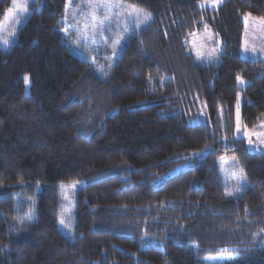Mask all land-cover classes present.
Returning <instances> with one entry per match:
<instances>
[{
	"label": "trees",
	"instance_id": "trees-1",
	"mask_svg": "<svg viewBox=\"0 0 264 264\" xmlns=\"http://www.w3.org/2000/svg\"><path fill=\"white\" fill-rule=\"evenodd\" d=\"M127 1L153 20L100 71L91 43L63 41L66 0H38L0 47V264H264V151L234 140L240 96L244 125L264 122V59L241 55L244 16L264 17V0ZM205 26L224 41L215 64L187 43ZM222 156L251 182L239 197L225 195ZM78 180L68 236L62 184Z\"/></svg>",
	"mask_w": 264,
	"mask_h": 264
},
{
	"label": "snow or ice",
	"instance_id": "snow-or-ice-1",
	"mask_svg": "<svg viewBox=\"0 0 264 264\" xmlns=\"http://www.w3.org/2000/svg\"><path fill=\"white\" fill-rule=\"evenodd\" d=\"M13 7L7 9V14L5 16V21L14 19L19 21L21 17L28 13L29 2L30 0H12ZM223 0H205V4L212 6L215 8L217 5L222 3ZM129 7L132 8V11H129ZM69 9H71L69 13ZM141 16L143 17L141 19ZM79 17V18H78ZM135 18V31H139L141 29V25L148 26V21L151 20V13H142L140 10L136 8L134 5H127L124 0H66V8L65 15L63 17V22L65 23V28L61 31L64 32L65 37L68 36L69 32L74 30L76 39L72 41L76 46H80L82 43L84 45H88L91 43L92 47L89 51L99 52L102 47H107L109 40H111V44L115 46H119L120 40L116 38H112V36L105 35V32H112L113 25L119 29L123 26L124 32L127 33L129 29V19ZM251 17V13H247L244 16L246 34L249 25V18ZM71 21V23H69ZM5 25L0 23V31L3 30ZM253 27L257 30H264V17L255 18L253 21ZM15 30H11L8 32V36H14ZM115 36H119L120 33H114ZM195 35V34H193ZM215 33H211L208 31L207 26H205V34L203 37L196 38L191 42L192 50L196 51L197 59L207 58L209 61H215L222 54V47H220L221 42L216 39ZM99 38V39H98ZM197 39L202 42L199 45V49L196 48ZM0 40L3 41L5 45L9 44L8 38L0 35ZM211 45H216L215 47H211ZM204 49H207L205 51ZM243 50L245 53L256 52V48H249L247 40H245L243 44ZM264 51V49H261ZM117 54L116 48L113 49L112 55L115 56ZM91 63L96 66L97 71H100L101 66L96 64V56L93 54L91 57ZM109 67H111L109 65ZM103 75H107V73H103ZM25 84L29 83V77L26 74L24 76ZM237 80L239 83L244 84L245 81L242 77L237 76ZM264 127V122L261 124ZM246 126L241 125L240 120V105L239 100L236 105V132L237 136L235 139H240L241 135L246 136L248 138V144L253 145L255 136L257 140H259L260 144H264V132H255V131H245ZM264 151V150H262ZM194 155L199 156L200 153H195ZM223 161V157L220 158ZM233 164L235 165V158H233ZM221 173H223L225 177V195L230 198H235L238 193H242L245 189L250 186L247 184L246 173L244 169L241 167L239 170L233 168L232 170H227L221 167ZM228 179H235L237 181V187L235 190H228L227 181ZM67 199V197H65ZM34 209H29L27 213L24 214L23 217H17L18 221L23 223L25 220L33 219ZM71 216V209L64 208L60 223L62 225H66L65 217ZM261 233H264V229H261ZM260 233H257L259 235ZM198 247V245H196ZM222 251L226 252L227 249H223Z\"/></svg>",
	"mask_w": 264,
	"mask_h": 264
},
{
	"label": "rangeland",
	"instance_id": "rangeland-1",
	"mask_svg": "<svg viewBox=\"0 0 264 264\" xmlns=\"http://www.w3.org/2000/svg\"><path fill=\"white\" fill-rule=\"evenodd\" d=\"M37 2H38V0H30L29 5H28V8H29L28 13H25V15L23 17H21L19 21H16V20L11 19V18L9 20L5 21V17H4V19L2 20L1 23H3L5 25V27L3 28L2 31H0V35L8 38L9 44L5 45L3 43V41L0 40V47L2 49H4L7 52L12 49L14 44L17 42L19 31H20L21 27L25 24V22L30 17V15H31V13L33 11V7L37 6ZM124 2L127 5L136 6V8L138 10H140L142 13H151V20L148 21V26L150 25V23L152 22L153 17H154L153 12L151 10L146 9L144 7H141V6H139V5L135 4V3L129 2L127 0H124ZM200 5L201 6H210V5L205 4V0H202L200 2ZM219 5H217L216 7H218ZM11 7H13V3H12ZM128 10L132 11V8L129 7ZM70 11H71V9H69V13H70ZM142 18L143 17L141 16V19ZM255 18H258V17H254V16L251 15V17L249 18V25H248V29H247V34L245 33L244 42H245V40H247L249 48L251 49L252 47H255L256 48V52L253 53V52L249 51L248 53H245L244 50H242V54L241 55L243 57L250 56V57H254V58H262V59H264V51H261V49H264V30H257V29H255L253 27V21L255 20ZM128 22H129L130 26H129V29H128L127 33L124 32L123 26H121L119 29H117L115 25H113L111 33L107 32V31L105 32V35H109V36H112V38L119 39L120 40V44L117 47L115 45H112L111 44V40H109L107 47H102L99 52H95L94 53V55L96 56V59L98 57H100L101 55H104L106 58L119 57L123 53V51L125 50L127 44L130 42V40L135 35L139 34L142 30H144V29H146L148 27V26L141 25V29L139 31H135V18L134 17L130 18ZM69 23H71V21H69ZM13 29L15 30L16 34L14 36H8V32L13 30ZM207 29L211 33L217 34L216 35V39L221 42L220 47H222V49H224V41L219 36V34L215 30H213L211 27H207ZM116 32H119L120 35L119 36H115L114 33H116ZM193 34H195V35H193ZM193 34L188 37L187 43L189 45L190 51L194 54L196 60L199 63L204 64V65L215 64L218 61V59L215 60V61H209L207 58L197 59L196 51L192 50L191 42L194 39H196V38H200V37L204 36L205 27L196 30ZM75 36L76 35H75V31L74 30L70 31L67 37H65V34L63 33V41L68 44V43L71 42V40ZM201 42H202L201 40L197 39V41H196V48L197 49H199V45H200ZM215 46L216 45H211V47H215ZM114 48H116V51H117V54L115 56L112 55V51H113ZM204 50L207 51V49H204ZM245 83H246V81H245ZM245 83L242 84V85H245ZM28 86H29V83H28ZM242 102H243V99H242V96H240V98H239L240 120H241V125L245 126L244 123H243V120H242V112H241ZM199 121H206V106H205V103L201 104V113L199 115ZM261 124L256 126V127H254V128L246 126V128L244 130L245 131L264 132V127H262ZM241 137L247 138L246 136H243V135H241ZM247 140H248V138H247ZM253 140H254V144L250 145L253 150H255V151L264 150V144H260L259 140H257V138L255 136L253 137ZM206 152H207V150L203 151L202 153H200V156H202ZM222 157L224 158L223 161L220 159L221 157L218 160L219 171H220L221 167H223L224 169H227V170H232L233 168H235L236 170H239V168H241V165L239 164L238 159L236 157H233V156H222ZM233 158H235V162H236L235 165L232 162ZM179 168H177V170ZM173 172L174 171H172L170 173H173ZM170 173L164 174L160 179L168 177L170 175ZM220 174H221L223 182H224L225 181V177H224L223 173H221V171H220ZM246 180H247V184L250 186L251 182L247 179V177H246ZM85 183L86 182L84 180H78V181H74V182H71V183L62 184V193H63V198H64V201H65V208H70L71 209V216H70V218L67 217V216L65 217L66 225H62L60 223V229H61V231L64 234H66L68 236H72L73 235V230H74L73 215H74V210H75V198L77 197V193L85 185ZM236 187H237V181L235 179H228V181H227L228 190H233L234 191ZM241 194L242 193H238L236 197H239ZM65 197H67V199H65ZM21 201L27 203V205H26L27 206V211L25 213H27L29 211V209H34L33 217H35V214H36V211H37V202H38L37 196H33V197H30V198H24ZM203 262L205 264H211L210 261H203Z\"/></svg>",
	"mask_w": 264,
	"mask_h": 264
}]
</instances>
